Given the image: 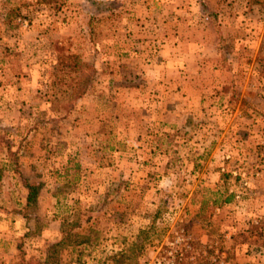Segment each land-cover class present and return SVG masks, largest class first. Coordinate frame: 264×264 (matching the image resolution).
Instances as JSON below:
<instances>
[{
  "label": "rangeland",
  "instance_id": "374dc122",
  "mask_svg": "<svg viewBox=\"0 0 264 264\" xmlns=\"http://www.w3.org/2000/svg\"><path fill=\"white\" fill-rule=\"evenodd\" d=\"M2 233L8 264H264V0H0Z\"/></svg>",
  "mask_w": 264,
  "mask_h": 264
},
{
  "label": "crops",
  "instance_id": "0c3cea01",
  "mask_svg": "<svg viewBox=\"0 0 264 264\" xmlns=\"http://www.w3.org/2000/svg\"><path fill=\"white\" fill-rule=\"evenodd\" d=\"M5 206H7L8 210L13 208V207H10L8 205H5ZM6 215H7L6 216L7 218L4 216V218H3L4 221L9 220L10 222H12L13 217L11 218V216L9 214H6ZM12 230L14 231V228ZM14 240H15V238L12 237L11 235H9L8 233H7V235L5 233L0 234V264H8V261H7L8 256L7 255L10 252L9 250L12 251V249L10 248L11 247L10 242L13 243ZM13 264H15V263H13Z\"/></svg>",
  "mask_w": 264,
  "mask_h": 264
},
{
  "label": "trees",
  "instance_id": "16d2710c",
  "mask_svg": "<svg viewBox=\"0 0 264 264\" xmlns=\"http://www.w3.org/2000/svg\"><path fill=\"white\" fill-rule=\"evenodd\" d=\"M30 188H31V192H30V195H29V198H28V204L33 201L34 196H36V194H37V191H36V189L34 188L33 185H30ZM225 200L226 201H230L231 199H230V197H227V199H225ZM65 238H67V236L63 237L60 241H64Z\"/></svg>",
  "mask_w": 264,
  "mask_h": 264
}]
</instances>
